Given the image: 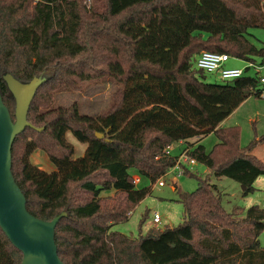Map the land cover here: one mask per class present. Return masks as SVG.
Segmentation results:
<instances>
[{
  "label": "trees",
  "instance_id": "1",
  "mask_svg": "<svg viewBox=\"0 0 264 264\" xmlns=\"http://www.w3.org/2000/svg\"><path fill=\"white\" fill-rule=\"evenodd\" d=\"M250 28H264V0H0V92L13 120L4 74L47 77L27 115L43 130L16 136L12 172L31 214L52 220L66 212L55 230L65 264H264V207L226 210L210 174L189 173L198 187L180 194L177 226L137 237L113 229L150 192L136 187L131 170L156 182L176 165L178 155L165 151L179 141L212 175L239 182L244 194L255 190L264 162L252 151L264 134L242 145L240 127L220 123L262 96L261 77L208 83L196 68L202 51L264 64V45ZM97 77L122 85L107 111L53 106L54 93ZM68 132L87 145L84 155L75 158ZM210 133L218 137L210 151L188 141ZM37 149L55 170L31 161ZM22 259L0 227V264Z\"/></svg>",
  "mask_w": 264,
  "mask_h": 264
},
{
  "label": "rangeland",
  "instance_id": "2",
  "mask_svg": "<svg viewBox=\"0 0 264 264\" xmlns=\"http://www.w3.org/2000/svg\"><path fill=\"white\" fill-rule=\"evenodd\" d=\"M251 38L257 45H264V28H250ZM259 62V60H258ZM227 67H242L243 75H255L264 77V64L255 63V67H250V63L230 56ZM248 67L249 69H246ZM246 69V70H245ZM205 81L208 83L225 84L227 80L223 79L219 72H205ZM121 83L109 77H97L83 83L82 89H64L53 94L52 104L58 106H71L76 103L80 112L96 116L101 112L107 111L113 100L115 92L121 88ZM262 86V84H261ZM253 100H264L261 97H252ZM257 104V103H253ZM251 104V105H253ZM225 124V125H229ZM223 125V126H225ZM242 142L248 144L255 133L252 126H243ZM67 142L75 149V158L84 155L87 145L78 141L71 132L66 134ZM218 142L215 133L204 136L202 143L207 151L213 149ZM181 148L178 146L171 149L172 155H179ZM31 161L40 169L45 171H53L56 169L48 155L37 149L31 155ZM188 172L179 175V170L172 167L168 172L160 177L156 182H152L148 177L138 174L135 170H131L136 187H150L149 194L139 202L133 211L129 213V218L125 221L114 225L113 229L123 234L131 236H139L140 233L146 234L151 228L156 230H164L168 227L177 226L184 220V206L180 201V194L183 192H192L198 187V180L189 173H198L202 176L210 174L211 183L216 184L223 194V205L226 210L232 211L235 207L245 211L252 205L258 204L264 207V176H260L255 182V190L248 194H244L243 185L229 177H216L210 173V170L202 163L197 162L196 165H186ZM164 180L165 185H159L158 181ZM174 186L177 187L174 189ZM109 193L104 192L103 196ZM111 195L113 193H110ZM157 212L161 216L160 223H154V213ZM260 243L264 246V232L259 237Z\"/></svg>",
  "mask_w": 264,
  "mask_h": 264
},
{
  "label": "water",
  "instance_id": "3",
  "mask_svg": "<svg viewBox=\"0 0 264 264\" xmlns=\"http://www.w3.org/2000/svg\"><path fill=\"white\" fill-rule=\"evenodd\" d=\"M3 78L15 99L16 107L13 120L0 92V227L22 252L21 264H65L58 254L55 230L66 212L52 220L31 214L27 209L26 197L12 172V145L16 136L27 127L43 130V127L30 123L27 115L38 88L47 81V77H34L29 82H22L6 73ZM103 136V133L97 134L98 138Z\"/></svg>",
  "mask_w": 264,
  "mask_h": 264
},
{
  "label": "built area",
  "instance_id": "4",
  "mask_svg": "<svg viewBox=\"0 0 264 264\" xmlns=\"http://www.w3.org/2000/svg\"><path fill=\"white\" fill-rule=\"evenodd\" d=\"M230 60V55L227 53H219L212 51H202L196 59V68L202 70L203 72H219L221 77L227 81L239 78L243 76L244 70L237 67H227V62ZM250 67H255V64L250 63ZM260 83L262 84V96H264V77L260 78ZM173 145H170L166 149V154L171 153ZM196 159L189 155L188 149H183L178 155V159L174 168L179 170V175L187 171V164L194 166L196 165ZM136 180L135 183H137ZM159 185H165L164 180L158 181ZM154 223L161 222V216L159 213L155 212L153 217Z\"/></svg>",
  "mask_w": 264,
  "mask_h": 264
},
{
  "label": "crops",
  "instance_id": "5",
  "mask_svg": "<svg viewBox=\"0 0 264 264\" xmlns=\"http://www.w3.org/2000/svg\"><path fill=\"white\" fill-rule=\"evenodd\" d=\"M236 67L242 68L239 66H236ZM246 69H249V68L246 67ZM252 97L253 96L249 97L244 102H242L239 105V107H237L226 119H224L220 123V127L239 126L241 129V135H242L243 128H244L243 126H248V127L252 126V130L255 133L252 139H254L255 136H260L264 134V100H260V101L253 100ZM261 98L264 99V96H261ZM253 103H257V104H253ZM228 122H231V123H229V125H225V124H228ZM203 138L204 137H194V138L189 139L188 141L191 143L198 144V143H202ZM241 144L242 145L247 144V143L244 144L242 142V137H241ZM176 146H178L179 148H181V150H183L187 146V142L179 141L173 144V147H176ZM252 154H254L256 157H258L261 161L264 162V143H260L259 145H257L253 149ZM174 189H176L175 186H174Z\"/></svg>",
  "mask_w": 264,
  "mask_h": 264
}]
</instances>
